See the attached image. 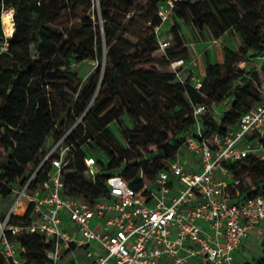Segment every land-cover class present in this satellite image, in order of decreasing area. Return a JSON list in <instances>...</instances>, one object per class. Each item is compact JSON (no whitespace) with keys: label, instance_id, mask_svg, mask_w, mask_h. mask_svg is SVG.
<instances>
[{"label":"trees","instance_id":"obj_1","mask_svg":"<svg viewBox=\"0 0 264 264\" xmlns=\"http://www.w3.org/2000/svg\"><path fill=\"white\" fill-rule=\"evenodd\" d=\"M97 1L98 14L94 0H0V44L7 41L0 52L1 202L63 134L69 145L62 168L64 193L91 200L107 191L112 174L146 193L157 172L182 152L186 136L223 137L262 98L264 0L178 1L169 28L174 43L169 42L160 57L153 52L159 46L154 25L160 23L156 8L162 0L137 4L130 17L134 0ZM7 7L13 8V28L6 36L2 11ZM137 11L144 29L132 33V41L125 34ZM181 24L199 38L204 30L215 39L229 30L240 38L237 48L222 46L221 62L211 61L205 51L198 86L192 73L179 79L169 68L172 59L189 57ZM250 59L253 65L248 68L237 65ZM87 61L95 64L81 74L78 68ZM199 104L205 111L199 115L197 134L193 110ZM215 106L217 113L212 111ZM112 122L118 124L121 138L112 132ZM150 144L155 147L148 148ZM86 155L96 159L94 179L87 174ZM224 165L228 177L237 181L228 187L231 195L264 194V159L256 153ZM48 169L43 164L35 181ZM29 210L11 221L26 223ZM16 242L24 248L26 262L49 263L44 251L48 244L39 233L24 232ZM0 264L11 263L0 253ZM242 264H264V237L261 254Z\"/></svg>","mask_w":264,"mask_h":264},{"label":"built area","instance_id":"obj_2","mask_svg":"<svg viewBox=\"0 0 264 264\" xmlns=\"http://www.w3.org/2000/svg\"><path fill=\"white\" fill-rule=\"evenodd\" d=\"M178 1L158 3L160 23L154 25L155 33ZM94 5L98 8L97 0ZM157 41L162 48L169 44L167 37L157 35ZM6 48L5 40L0 52ZM195 63L194 58L177 57L169 68L182 79L183 67ZM191 78L200 85L197 77ZM218 108L212 111L217 113ZM204 111L203 104L193 110L197 134ZM64 136L54 140L29 175L15 185L12 204L3 208L0 201V253L11 264H31L16 242L24 232H37L45 240L48 264L59 259L63 264H235L242 241L264 228V194L231 195L228 187L237 181L228 177L224 165L249 153L264 159V85L261 100L243 112L237 127L225 136H186L183 146L192 159L186 161L179 151L166 169L157 172L146 193L133 190L119 174L108 176L107 191L91 200L64 193L62 168L69 151ZM43 164L49 165L46 176L35 181ZM84 164L94 179L95 157L86 155ZM22 198L27 200L25 210L30 208L28 220L12 222Z\"/></svg>","mask_w":264,"mask_h":264},{"label":"rangeland","instance_id":"obj_3","mask_svg":"<svg viewBox=\"0 0 264 264\" xmlns=\"http://www.w3.org/2000/svg\"><path fill=\"white\" fill-rule=\"evenodd\" d=\"M147 0H134V4L133 6L130 8V11L128 13V16L127 17H130L131 15H133V11L136 7L137 4H143L145 3ZM82 11L79 10V13H81ZM95 12L98 14L99 13V9L95 7ZM139 12H135L134 14V18L132 19L131 22H128L127 24V32H126V37H128L129 39H131L132 41H135V38L134 36L132 35V33L134 32H140V31H143L144 29V25L142 23V21L139 19ZM97 19V18H96ZM97 22L99 24H101V19L98 17L97 19ZM172 22V18L170 17L168 20L164 21L161 23V26H160V30L158 32V37L159 38H163V37H167L169 42H170V45L173 44V39H172V33H170V24ZM181 27L185 33V37H186V45L188 46V48H190V50L193 52V55H195V60L197 58V62H198V65H197V74L202 77L203 74H204V67H205V54L203 52L204 49H202L201 47H198L196 46L193 47L192 44L190 43L192 40L194 43H197V42H201L199 39V37L194 34L187 25H184V24H181ZM170 35V37H169ZM201 35V34H200ZM201 38L203 39V41H205L206 39H209L211 40L212 37L211 35L209 34V32L207 30H204V32L202 33L201 35ZM222 43L223 45H228L232 48H237L240 44V38H239V35L232 31V30H229L226 35L224 37H222ZM197 45V44H196ZM167 47V46H166ZM162 48L160 46H158V49L156 51L153 52V55L155 57H160L164 54V50L165 48ZM103 48L105 49V45L103 44ZM195 48V50H194ZM210 51L212 53V58H211V61H217L219 58L216 57V52H215V48L212 46V48L210 47ZM198 53V55H196ZM103 58H104V55H103ZM95 64V62L93 61H87V62H82L81 65L79 66L78 70L80 71L81 74H84L86 73V71H88L93 65ZM239 67H250L251 65H253V59H250L249 62L246 64L244 63V61H239L238 64H237ZM160 70H167L166 67H160L159 68ZM124 123L128 124V125H131V120L127 119V118H124ZM110 128L112 130V132L114 133V135H116V137H119L121 138V135H120V128L118 126V124L116 122H112L110 124ZM50 143H48L49 145ZM47 145V146H48ZM155 146L150 144L148 145V148H154ZM88 149H90L89 151H93L94 149H92L91 147H89ZM244 182L248 183L249 181V178L247 175L244 176ZM2 202L6 203V207H8V205H11L12 202H13V198L11 197H8L6 199H4ZM26 204H27V200L26 198H22L21 199V206H18L15 213L17 214H21L24 212L25 210V207H26ZM262 237H264V233H261L260 236L256 237V238H249L250 240H247L246 243H244L241 247V252L237 253L236 254V258H237V261L236 263L238 264H242V262L245 260V259H249V258H252V257H257L261 254V239ZM91 246H94L93 243H91ZM64 263V260L62 259H59L57 261V264H63Z\"/></svg>","mask_w":264,"mask_h":264},{"label":"crops","instance_id":"obj_4","mask_svg":"<svg viewBox=\"0 0 264 264\" xmlns=\"http://www.w3.org/2000/svg\"><path fill=\"white\" fill-rule=\"evenodd\" d=\"M201 35H202V34H201ZM225 35H226V33H225L222 37H224ZM169 37H170V35H169ZM222 37L219 38V39L217 40V42H213V41H212L213 38H212L211 40L206 39L205 41H203V39L200 37L199 40H200L201 42L194 43L193 40H192L190 43H191L192 46L195 47V48H196V46H198V47H201L202 49H204V50H203L204 54H205V51L207 50L208 53H209V57H210V59L212 58V53H211V51H210V47L212 48V46H213V47L215 48L216 57L219 58L217 61H218V62H221V61H222V46H223V43H222V40H221ZM196 44H197V45H196ZM187 48H188V46H187ZM195 48H194V50H195ZM188 52H189V57H188V59L195 57V55H193V52L190 50V48H188ZM196 55H198V53H197ZM194 59H195V58H194ZM197 65H198V62H197V58H196V63H195V64H188L186 67H183V69H182V71H181V74H182L183 76H186L188 73H192L195 77L199 78L200 76L197 74V71H198V70H197V69H198V68H197ZM182 153H183L184 158H185L186 161H190V159H192V154H191V153H190L185 147L182 149ZM188 163H189V162H188ZM261 233H264V228H257V229H255V230H253V231L251 232V234H250L249 237L245 238V239L242 241V243L240 244L239 248L236 250L235 255H234V258H235V259H234V262H235V264H237V263H236V261H237L236 254L242 251V250H241L242 245H243L244 243H246L247 240H250L249 238H256V237L260 236ZM240 250H241V251H240ZM238 264H239V263H238Z\"/></svg>","mask_w":264,"mask_h":264},{"label":"bare ground","instance_id":"obj_5","mask_svg":"<svg viewBox=\"0 0 264 264\" xmlns=\"http://www.w3.org/2000/svg\"><path fill=\"white\" fill-rule=\"evenodd\" d=\"M12 13H13L12 7H7L2 11V25L6 34H9L13 28V23L11 18Z\"/></svg>","mask_w":264,"mask_h":264}]
</instances>
